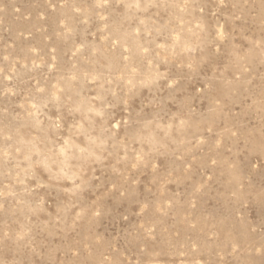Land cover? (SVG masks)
<instances>
[{
    "label": "rangeland",
    "instance_id": "rangeland-1",
    "mask_svg": "<svg viewBox=\"0 0 264 264\" xmlns=\"http://www.w3.org/2000/svg\"><path fill=\"white\" fill-rule=\"evenodd\" d=\"M0 264H264V0H0Z\"/></svg>",
    "mask_w": 264,
    "mask_h": 264
}]
</instances>
